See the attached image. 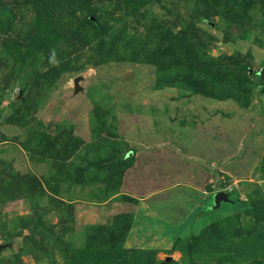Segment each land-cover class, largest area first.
Here are the masks:
<instances>
[{
    "label": "rangeland",
    "instance_id": "obj_1",
    "mask_svg": "<svg viewBox=\"0 0 264 264\" xmlns=\"http://www.w3.org/2000/svg\"><path fill=\"white\" fill-rule=\"evenodd\" d=\"M0 264H264V0H0Z\"/></svg>",
    "mask_w": 264,
    "mask_h": 264
},
{
    "label": "water",
    "instance_id": "obj_2",
    "mask_svg": "<svg viewBox=\"0 0 264 264\" xmlns=\"http://www.w3.org/2000/svg\"><path fill=\"white\" fill-rule=\"evenodd\" d=\"M76 82H77V78L74 79V84H75V85H77ZM214 197H215L216 199H220V198L224 199L225 194H224L222 191H220V192H216V193L214 194Z\"/></svg>",
    "mask_w": 264,
    "mask_h": 264
},
{
    "label": "trees",
    "instance_id": "obj_3",
    "mask_svg": "<svg viewBox=\"0 0 264 264\" xmlns=\"http://www.w3.org/2000/svg\"><path fill=\"white\" fill-rule=\"evenodd\" d=\"M218 200H224V201H227V196L225 195L224 199L220 198V199H216L217 202H215L213 200V205H212V208H217L218 207Z\"/></svg>",
    "mask_w": 264,
    "mask_h": 264
},
{
    "label": "clouds",
    "instance_id": "obj_4",
    "mask_svg": "<svg viewBox=\"0 0 264 264\" xmlns=\"http://www.w3.org/2000/svg\"><path fill=\"white\" fill-rule=\"evenodd\" d=\"M51 59V58H50Z\"/></svg>",
    "mask_w": 264,
    "mask_h": 264
}]
</instances>
